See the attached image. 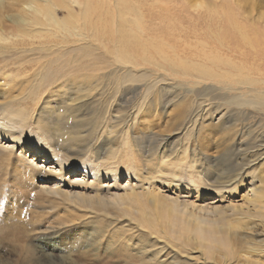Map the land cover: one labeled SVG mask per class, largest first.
<instances>
[{"label": "bare ground", "instance_id": "bare-ground-1", "mask_svg": "<svg viewBox=\"0 0 264 264\" xmlns=\"http://www.w3.org/2000/svg\"><path fill=\"white\" fill-rule=\"evenodd\" d=\"M18 1L20 7L12 9L14 14H7L8 12L4 13L2 10L4 0H0V17L2 19L7 14L11 22L9 26L4 27V32L0 27V44L4 45L9 38L6 31L10 27L13 37L33 40L51 33L53 31L51 28L55 29L54 34H63L70 29H81L84 24L91 26L93 23L90 24V20L93 18L99 23L102 18L112 16L116 19L110 27L115 29L116 36L113 42L117 45L115 54H112L115 55V61L123 65L125 72L121 75L124 77L128 75V72L130 75L131 69L128 70L127 67L134 68L136 65L146 64L157 67L162 72L160 75L162 79L171 82V85L168 84V87L164 86L161 89V92L166 94L155 90L156 82L148 83L141 91L144 94L143 101L153 96L157 103L162 104L164 97L165 99L171 97L172 103L178 96L175 95L178 91L174 89L183 87L184 97L188 95L190 99V105L184 107L182 113L178 115V117L184 116V119H190L193 108L197 106H200L202 118L205 119L217 111L221 114L233 112L238 115L245 114L246 109L256 110L259 107L261 111H264L263 101L251 97L232 102L215 101L217 96L214 94L216 89H220L217 87L218 84L249 83L247 80L250 79L251 74L264 73L262 65L264 64V34H259L258 31L260 26L258 22H263L264 13H260V17L255 21L249 19L254 14L255 0H194L192 4L189 3L190 0ZM181 1L194 10L195 8L205 9L207 22L203 24V28L192 29L188 33L179 29L182 27L181 23L175 22L174 25L166 27L171 28L169 40L161 36L157 38L154 28L148 27L149 23L146 20L149 17L146 15L163 11L177 17L183 12ZM73 4H81L82 13L79 16L72 8ZM56 8L67 10L61 22L54 21ZM100 27L102 31V23ZM111 28L107 31L111 32ZM85 30L86 28H82V35H86ZM96 31L99 32V28ZM98 32L97 36L106 35ZM172 33L176 36V40H173L175 36L173 37ZM91 37L95 40L93 33ZM3 45H0V69L12 67V71L15 70L12 80L19 79L18 85L29 86L28 92L27 89L24 90V96L16 94L13 87L3 92V95L6 93V97H4L5 101H0V163L10 165L14 174L20 177L21 183H26L28 196L32 191L34 193L38 191V194L45 195L48 202L67 203L80 218L87 217L90 224L97 225V230H93L97 235V244L102 243L104 248L112 250L117 259H122V256L129 253L131 249L129 242L132 239L129 238L127 242L126 239L124 240L125 236L136 234L149 241L146 247L141 248L142 254H146L142 257L143 264H264V212L240 214L231 220L223 218L224 215L220 214L222 212L224 214V210L219 213V210L216 212L217 207L214 206V208L213 204L203 203L205 200H202L203 198L214 194L223 200L224 190L222 189L226 188L225 184V188L221 187L220 190L213 186L214 180L212 181L208 174L211 165L207 153L198 151L196 147L191 150V163L189 160L186 161L188 166L186 169L190 170H187L188 181L186 184L183 182L178 184L176 179L178 170L183 167V163L185 165V158L189 157L185 155L188 147L184 150L182 148L183 152L166 158L165 151L168 149L166 143L169 138L146 132L147 127L145 130L140 127L135 130L134 125H137L135 121L128 126L123 136L121 135L122 138H119L120 153L125 154L126 161H119L117 146L103 149L102 146H97V141L82 147L74 146V140L77 139L73 136L80 134L76 132V127L86 122L84 119L76 121L78 117L76 113L81 112L87 103L91 104L94 99L92 95L97 92L99 84L96 74L97 65L93 63L90 68L76 63L66 71V73L72 71L77 73V76L72 75L71 79L72 82L77 83L74 84L76 87L73 86L72 98L69 97L71 95L66 96V90H62L58 95L61 97L62 106L56 110V113L50 106V99L54 94L50 86L56 78L65 74L67 68L65 60L58 56L52 59L56 54L51 56L50 49L46 46L40 51L22 49L17 53L12 51L17 46L9 48ZM137 49L140 52L131 51ZM4 55L11 60L5 59ZM58 61L65 64L54 66ZM21 67L22 70L19 69ZM86 69H88L87 72H83ZM120 79V83L118 79L114 81L116 92L122 83L130 84L131 81ZM8 80L6 78L4 81ZM8 83L6 82L1 88L9 85ZM135 86L127 85L126 88H135ZM169 88L174 92L168 91ZM135 89L139 91L140 86ZM0 99L3 98L0 97ZM28 100L31 102L29 112L23 106V103ZM143 101L138 102L140 110L146 107L147 102L143 103ZM105 114L104 121L112 120L110 114ZM80 117H86V115L81 114ZM69 120H72L70 125ZM29 121L33 126L28 130ZM59 129L63 130L64 134L59 133ZM132 129L136 133H131ZM66 134H71L72 137L65 140L62 136ZM239 134L241 136V133ZM152 139H156L160 144L156 150L157 156L160 149L165 151L162 152V156L159 153L158 163L153 167L154 169L150 171L146 169L147 174H143L142 168L147 165L137 164L136 152L142 153L143 157L145 152H141L139 144ZM168 145L170 146V143ZM169 149L172 151L170 147ZM17 150H19L18 154ZM31 157L36 158L30 159ZM142 157L139 155L137 158ZM37 160H44L53 167L46 170L45 166H38ZM193 162L200 164L198 169ZM79 170L89 176L91 181L73 178ZM65 173L69 177L66 178ZM42 176L59 177L63 184L56 183L49 186L42 178L40 181H35ZM124 177L135 178L136 183L122 186L119 180L121 181ZM164 185L167 191L164 190ZM172 186L174 191H171ZM230 186L229 183L228 187ZM236 189L237 187L234 186L226 191L234 192ZM167 192L172 193L170 195ZM262 192V188H255V191L251 192V198L248 199L258 203L260 210H264V193ZM182 194H185V197H181ZM218 213L222 217L218 216ZM249 219L253 221L249 222ZM76 220H79L78 215L72 214L69 222L73 224ZM116 242L120 247L113 250Z\"/></svg>", "mask_w": 264, "mask_h": 264}, {"label": "rangeland", "instance_id": "rangeland-1", "mask_svg": "<svg viewBox=\"0 0 264 264\" xmlns=\"http://www.w3.org/2000/svg\"><path fill=\"white\" fill-rule=\"evenodd\" d=\"M181 2V5L183 6V12L178 14L177 17H174L171 14L168 15L163 11H156L151 15H146L149 17L146 20V22L149 23L148 27L154 28L157 38H160L161 36V38L169 40L168 38L171 37V28L167 29L166 27L174 25L175 22L181 23L182 27L179 29L187 33L191 32L192 29L199 30L203 28V24L207 22V14L205 9L195 8L194 10V8H191L190 5L184 4L185 2L183 1ZM193 2L194 0L189 1L191 4ZM254 3V14H252L251 18H249L251 21H255L257 18H259L260 13H264V0H255ZM19 4L20 2L18 0H4V6L2 10L4 13L8 12L7 14H14L12 9L14 10L19 8ZM80 5L81 4L72 5V8L78 16L80 13H82V7ZM62 9L56 8L54 18L55 22H61L65 18L67 10L65 11ZM7 14H5L6 16H4L2 19L0 17V27H2L1 31L3 32L4 27H6V25L9 26V23H11L9 18H7ZM169 18H172L173 20ZM114 19L116 18L112 16L104 17L99 21V23H97V19H91L92 21L90 20V24L91 22L93 23L91 26L88 27L87 24H84V26L82 25V28H86V35H82V28L77 30L70 29L69 32H63V34H54L56 31L55 29L51 28V31L53 30L51 33L44 34L42 37L33 40L27 39L28 41L22 37H13L14 35L12 34L10 27L9 30L6 31V33H8L7 37L9 38L6 40L4 45H0L9 48H15L17 46V49L15 48L12 50L17 53L22 49L27 51H40L44 48V46H46L50 49L51 56L56 54L52 59H55L58 56L65 60L67 63L65 74L60 78H56L55 81H53V84L50 86V90L54 92L52 98L50 99V106L51 109L56 113V110L62 106L61 97L58 95L61 94L62 90H66V96L71 95L73 93V88L76 87L74 84L77 83L72 82L71 80L72 75L73 77H76L77 73L75 71L66 73V71L70 70V67L76 63H80L90 68L93 63L97 65L96 74L97 82L99 83L97 86V92L93 93L92 95V97L94 96L92 103H87L81 112L76 113V116H78L76 121L84 119L86 122L77 125L78 127H76V132H79L80 134L73 136L77 139L74 140V146L82 147L83 145H88L90 142V144H92L94 141H97V146H102L103 149H106L110 146H117L116 148L119 147V150L117 151L119 161H126L125 154L122 152L120 153V139L122 138L128 126L133 124L135 121V124L138 125H134V128H136L135 130H138L139 127L142 129L144 128L143 130H145L147 127L148 131L146 132L158 134L162 136V138H169L166 146L168 149L170 147L172 151H169L170 149H167L166 151L165 149H160L159 153L161 156L162 152L165 151L166 158L167 156L172 157L173 155L175 156L178 153L183 152V150L188 147V151L185 155L187 157L189 156L190 158L188 157L186 159L184 156L185 165L183 163V167L178 170L179 174L176 178L178 184L179 182L186 184L188 181L187 172L190 170L186 169L188 167L186 166V161L188 162L189 160V163H191V150L196 147L198 151L207 153L211 165L209 166L208 174L212 181L214 180L215 183L218 181L216 184L213 182V186H215L217 190H220L219 188L221 187L225 188V186L227 189H222L224 190L222 196L223 200L222 198L221 200L217 198L216 194L213 196L209 195L208 198H203L202 200L205 199L203 202L204 204H213V207H217V210L215 209L216 212L219 210L220 213L224 210V214L223 212L220 213L222 216L224 215L223 218L226 217V219L232 220L240 216V214L248 215L252 214L253 212H264V210H260L258 208L260 206L258 203L248 200L251 198V192L253 190L255 191V188H262V193H264V111H261L260 107L256 110L246 109V113L240 115L233 112H225L221 114L217 111L216 113H211L210 115L208 114L209 119H205L202 118L203 116L201 114L200 106H197L196 108H193L194 111L192 110L193 113L191 118L184 119V116L178 117V115L182 113V109L184 107L190 105V99H188V95L184 97V93H182L183 87L174 89L178 91L175 94L178 96L173 100L172 103L170 101L171 97L167 99L164 97L162 104L160 102L157 103L156 98L153 96L143 101L144 94L141 93V91L148 83L156 82L155 90L161 92V89H163L164 86L168 87L171 85V82L169 80L164 81L162 79L160 76L162 75V72L158 70L157 67L142 63H139L142 64L141 66L136 65L134 68L127 67L128 70L131 69L130 75L128 72L129 76L125 75L123 77L121 75L125 71L123 70V65L115 61L114 54L117 50V45L114 44L113 40L116 34L115 29L110 27V24L114 23ZM100 23H102L103 26L102 31ZM258 23L260 24V26H258L260 28H258L259 34L263 35L264 19L263 22ZM247 24H249L248 21ZM97 26L99 28V32L96 31L98 30ZM110 28L111 32L107 31V29ZM97 32L99 34L105 33L106 35L100 37L97 36ZM91 33L95 35V40L91 37ZM172 36L174 37L175 35L172 33ZM173 40H176V36ZM173 40L170 39L171 42H173ZM131 51L140 52L139 49ZM24 54L27 55L26 53ZM4 58L11 60L6 55H4ZM13 58L14 57H12V59ZM60 64L64 65L65 63L58 61L54 66H58ZM262 65L264 66V64ZM12 69V67L0 69V79H2V81H0V97L3 98L0 99V101H5L4 97H6V93L3 95V92H5L9 87H13L16 90V94H22V96L25 95V89H27L28 92L29 85L25 84L24 86H21L20 84H17L19 79H15L14 81L12 80V78L15 76V70L12 71ZM19 69L22 70V67ZM87 70L88 69L84 70L83 72H87ZM6 78L9 80L4 81ZM120 78H124L125 81H131L130 84L125 82L122 83L121 87H123H119V90L117 89L116 92L114 81L118 79L120 83ZM249 78L250 79L247 81L250 84H218L217 87H219L221 90L216 89V92H214V94L217 96L215 101L228 100V102H232L238 101L240 99H249L251 97L255 100L264 102V73L260 72L259 74H251ZM135 80L138 82H133ZM6 82H9V85L1 88ZM127 85H136L135 88L140 86V90L136 91L135 88H126ZM1 89H3V91ZM114 90L117 94L114 92ZM168 91L172 93L174 92L171 88H169ZM161 94L166 93L161 92ZM7 95L9 94L7 93ZM69 97L72 98L73 96L71 95ZM142 101L143 103H147L146 107L144 106L140 110V104L138 102ZM30 104V100L23 103V106L26 107L28 112L30 111L29 107L31 108ZM209 106L210 105L208 104V107ZM105 113L110 114L112 116V120L104 121L103 118L106 117ZM81 114H83V116L86 115V117H80ZM70 122L72 123V120L68 121L69 125ZM28 126V130L33 126L30 121ZM67 130L68 132H71V130ZM133 131L134 129L131 130V133H136ZM59 133L64 134L63 130L61 129H59ZM239 133H241V136ZM62 137L65 140H69L72 135L66 134V136L64 135ZM169 143L170 146L168 145ZM159 145L160 144H158L156 139L148 140L139 144L141 152L145 153L142 157V153L138 154L139 152H136L137 157H139V155L142 157L140 159L136 157V162L142 166L147 165L142 168L143 174H147L145 171H150L156 165V163H158L157 158L160 156V154L158 153L159 156H157L156 150L159 148ZM234 145L235 147H233ZM177 149L179 150L177 151ZM18 153L19 150H17V154ZM34 158L36 157H31L30 159ZM163 161L165 160L163 159ZM127 162H129V160ZM36 163L40 167H42V165L45 166L46 170L50 167H53L44 160H37ZM193 165L196 169H198V165L200 166V164L197 165L195 162H193ZM66 174L67 173H65L66 178L69 177V175ZM85 175L86 174L82 173V170H79L73 178L76 180L83 178L89 180L88 182H90L91 179L89 176ZM41 178L46 180V184L49 186L56 185V183L59 185L63 184L62 179L59 177L55 178L42 176L39 178V180L35 181H40ZM234 179L236 180L234 181ZM119 182L122 186H124L136 183V179H127L124 177L121 179V181L119 180ZM229 183L232 187H228ZM233 183L234 186L237 187L236 191H226L234 187ZM25 184L21 183L20 177L14 174L10 165H7L6 163H0V223H8L13 226V228L16 229L14 232L15 238L23 239L29 243H32L40 253H65L72 259L76 260L78 264H143L142 257L146 254H142L141 248L146 247L149 244V241H146L144 238H141L136 234L134 236H125L126 238H124V240L126 239L125 241L127 242H129V238L132 239V241L129 242L131 249L129 253H125L124 256H122V259H117L114 257L115 255L113 254L112 250L109 251V249L104 248L102 243L97 244V235L96 232L93 231L97 230V225L90 224V221H88L89 219H86L87 217H83L84 219L80 218L79 214L72 210V208L67 203H50L47 201L45 195L38 194V191H35V193L32 191L28 196V189H26ZM35 185L37 187V184ZM109 185H111V183H109ZM173 186V190L171 191H174ZM164 190L167 191L166 185H164ZM167 193L171 195L172 192ZM184 195L185 194H182L181 197H185ZM232 210L234 211L232 212ZM72 214H77L79 219L73 224H71L72 222H69L71 220ZM220 214L218 216H220ZM249 220V222L253 221V219ZM114 244L115 248L113 250H116V248L120 247L118 242ZM6 246L7 245L5 243H0V254L4 252Z\"/></svg>", "mask_w": 264, "mask_h": 264}, {"label": "clouds", "instance_id": "clouds-1", "mask_svg": "<svg viewBox=\"0 0 264 264\" xmlns=\"http://www.w3.org/2000/svg\"><path fill=\"white\" fill-rule=\"evenodd\" d=\"M15 231L10 224L0 223V243L7 245L0 264H78L65 253H40L32 243L15 238Z\"/></svg>", "mask_w": 264, "mask_h": 264}]
</instances>
